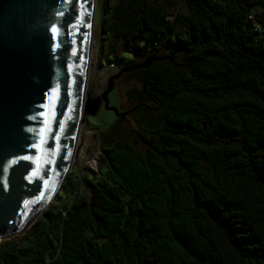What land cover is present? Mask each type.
Here are the masks:
<instances>
[{"label": "trees", "instance_id": "trees-1", "mask_svg": "<svg viewBox=\"0 0 264 264\" xmlns=\"http://www.w3.org/2000/svg\"><path fill=\"white\" fill-rule=\"evenodd\" d=\"M185 3L106 1L118 68L172 59L118 78L143 149L98 131L97 174L69 172L72 200L2 238L0 264H264V0Z\"/></svg>", "mask_w": 264, "mask_h": 264}, {"label": "water", "instance_id": "water-1", "mask_svg": "<svg viewBox=\"0 0 264 264\" xmlns=\"http://www.w3.org/2000/svg\"><path fill=\"white\" fill-rule=\"evenodd\" d=\"M95 0H0V239L25 231L73 164L84 114L110 106L122 74L171 57L119 68L84 100Z\"/></svg>", "mask_w": 264, "mask_h": 264}, {"label": "rangeland", "instance_id": "rangeland-1", "mask_svg": "<svg viewBox=\"0 0 264 264\" xmlns=\"http://www.w3.org/2000/svg\"><path fill=\"white\" fill-rule=\"evenodd\" d=\"M106 1L107 0H95L93 32L91 40L93 55L89 59V69L84 100L87 99V94L93 98L105 90L106 80L113 73L110 72V74L108 72L107 65L113 64L116 66V69L114 68L115 71L113 69L112 71L117 73L119 70L118 66L122 65V63L127 61L128 58V56L125 54L123 56L121 55L118 46L116 47L114 54L108 52L112 43V39L108 34L107 28L108 14ZM148 3L151 7H158L165 11L169 19H173L176 12H187L185 0H148ZM138 87V83L132 78H130V80L116 79L114 88L107 96L109 105L119 107L120 110L128 109L130 107V103L124 98V93L130 88ZM149 118L150 117H144L141 111L125 114L122 118H118L113 112L106 111L103 109V107L100 108L95 114H84L80 124H82L83 127L87 129V134L90 136V144L88 145L89 147L87 150L92 152V156L82 158V156L78 155V153L76 156L74 155L72 158L73 164L67 170L58 188L54 191L49 201L45 203L43 207L38 208V211L33 214V220L36 219L40 213L53 202L57 205V207H60L68 200H72L74 191L71 187V184L68 182L67 185H63L66 175L69 172H72L71 178H74L77 175L81 179L87 175L88 172H94L97 174L99 153L97 138L98 131L105 132L110 127H114L117 122L113 128L114 136L130 141L134 143V145L139 149H143V145L140 143L139 139H137V136L131 131L144 128ZM98 166L100 167L101 165ZM23 232L18 234H22Z\"/></svg>", "mask_w": 264, "mask_h": 264}, {"label": "bare ground", "instance_id": "bare-ground-1", "mask_svg": "<svg viewBox=\"0 0 264 264\" xmlns=\"http://www.w3.org/2000/svg\"><path fill=\"white\" fill-rule=\"evenodd\" d=\"M88 55H89V59L93 55V48L91 47V45ZM89 144H90V136H88L87 134V129L83 127L82 124H80V126L78 127L77 135L75 137V144L73 147V153L71 155V158H73L74 155L76 156L77 153L78 155L82 156V158L91 157L92 152L90 150H87Z\"/></svg>", "mask_w": 264, "mask_h": 264}, {"label": "built area", "instance_id": "built-area-1", "mask_svg": "<svg viewBox=\"0 0 264 264\" xmlns=\"http://www.w3.org/2000/svg\"><path fill=\"white\" fill-rule=\"evenodd\" d=\"M114 68L116 69V66H114L113 64H109V65H107V70H108L109 73H110V72H111V73H112V72L114 73V71H115ZM112 69H113L114 71H112ZM111 73H110V74H111Z\"/></svg>", "mask_w": 264, "mask_h": 264}, {"label": "flooded vegetation", "instance_id": "flooded-vegetation-1", "mask_svg": "<svg viewBox=\"0 0 264 264\" xmlns=\"http://www.w3.org/2000/svg\"><path fill=\"white\" fill-rule=\"evenodd\" d=\"M165 49V51H163L164 53H167V50H166V48H164ZM100 108H102V105H100ZM99 108V109H100ZM119 108V107H118ZM119 110V112H123V111H125V110H120V108L118 109ZM127 110V109H126Z\"/></svg>", "mask_w": 264, "mask_h": 264}]
</instances>
